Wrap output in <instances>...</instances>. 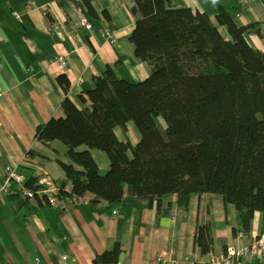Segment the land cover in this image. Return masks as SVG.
Wrapping results in <instances>:
<instances>
[{
    "label": "crops",
    "instance_id": "obj_1",
    "mask_svg": "<svg viewBox=\"0 0 264 264\" xmlns=\"http://www.w3.org/2000/svg\"><path fill=\"white\" fill-rule=\"evenodd\" d=\"M176 8L206 13L217 25L218 7L225 9L239 27L259 24L264 29V0H172ZM132 0H11L0 5V180L11 167L24 178L15 184L10 196H0V264H94L96 256L120 245L118 264H158L164 254L182 259L221 256L235 245L236 231H242L241 213L221 196L192 194L187 209L173 195L156 200L132 197L127 190L122 203L95 204L87 194L74 199L58 198V185L65 179L60 162L72 164L68 148L60 141L45 146L36 140L38 126L65 116V97L58 83L60 76L71 82L68 96L80 109V96L95 87L94 78L111 68L119 79L139 83L150 75V68L134 55L130 37L136 17ZM49 15V18L47 17ZM87 18L92 29L78 28ZM104 29L113 32L111 45ZM222 34L224 28L219 26ZM226 36V35H225ZM249 44L264 53V39L247 35ZM67 59L66 71L51 60ZM34 68V75L24 70ZM157 123L165 128L159 118ZM122 142L133 146L140 134L133 123L127 133L117 128ZM87 149L82 147L81 150ZM99 173L105 175L110 162L100 150H90ZM34 153V154H30ZM38 180L40 193L28 195L25 184ZM70 191V187H67ZM199 227H208L214 238L213 250L204 255L196 244ZM250 234L264 236V215L256 213ZM250 238L241 243L249 244ZM246 264H264L255 257Z\"/></svg>",
    "mask_w": 264,
    "mask_h": 264
},
{
    "label": "trees",
    "instance_id": "obj_2",
    "mask_svg": "<svg viewBox=\"0 0 264 264\" xmlns=\"http://www.w3.org/2000/svg\"><path fill=\"white\" fill-rule=\"evenodd\" d=\"M132 4L136 23L130 41L135 57L149 66V77L131 83L107 68L80 96L90 107L80 109L68 96L71 82L60 76L65 116L36 130L43 145L60 141L68 148L72 164L59 163L66 179L58 185V198L92 194L95 204L115 206L127 190L132 197L156 200L160 210L169 195L187 209L192 194H213L236 207L242 231L249 234L254 215H264V53L246 37L264 39V29L239 27L222 7L216 25L208 14L176 8L172 0ZM129 123L140 134L135 146L115 134L117 128L127 133ZM94 149L109 159L105 175ZM37 183L31 179L25 188L36 194L43 188ZM196 244L204 255L213 250L208 227L198 228ZM122 252L117 244L94 264H118Z\"/></svg>",
    "mask_w": 264,
    "mask_h": 264
},
{
    "label": "built area",
    "instance_id": "obj_3",
    "mask_svg": "<svg viewBox=\"0 0 264 264\" xmlns=\"http://www.w3.org/2000/svg\"><path fill=\"white\" fill-rule=\"evenodd\" d=\"M78 28L91 30L92 26L87 18H82L76 25ZM103 36L106 37L109 44L116 43V39L108 29H104ZM51 64H57L61 71H66L68 67L67 59L64 56H58L50 61ZM26 75H34V68H27L24 70ZM4 93L0 92V97ZM24 183V178L17 174L11 167L7 168L5 177L0 180V196H10L15 184L21 185ZM29 196H33L31 191L27 192ZM40 191L37 192V194ZM49 203L53 206H59L62 204V200L59 198H50ZM250 238L249 244L241 243L245 238ZM237 243L235 245L226 248L224 254L215 257L211 256L208 259H200L196 256H187L182 259L171 258L164 254L158 255L156 261L158 264H246L248 260L259 257L264 261V236H258L256 234H246L244 231H238L236 235Z\"/></svg>",
    "mask_w": 264,
    "mask_h": 264
},
{
    "label": "clouds",
    "instance_id": "obj_4",
    "mask_svg": "<svg viewBox=\"0 0 264 264\" xmlns=\"http://www.w3.org/2000/svg\"><path fill=\"white\" fill-rule=\"evenodd\" d=\"M39 185V184H38ZM40 191V190H39Z\"/></svg>",
    "mask_w": 264,
    "mask_h": 264
}]
</instances>
